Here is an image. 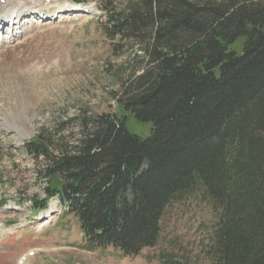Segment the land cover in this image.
Segmentation results:
<instances>
[{"label":"trees","instance_id":"obj_1","mask_svg":"<svg viewBox=\"0 0 264 264\" xmlns=\"http://www.w3.org/2000/svg\"><path fill=\"white\" fill-rule=\"evenodd\" d=\"M106 16L143 59L117 110L75 117L54 151L25 143L46 161L34 208L54 196L80 248L136 255L157 243L165 207L199 185L221 213L215 264H264V0H138ZM129 115L150 123L145 136Z\"/></svg>","mask_w":264,"mask_h":264},{"label":"rangeland","instance_id":"obj_2","mask_svg":"<svg viewBox=\"0 0 264 264\" xmlns=\"http://www.w3.org/2000/svg\"><path fill=\"white\" fill-rule=\"evenodd\" d=\"M137 1L0 0V264H215L221 213L199 185L165 207L157 243L136 255L82 250L78 222L54 198L42 210L29 202L44 196L46 161L25 143L47 140L54 151L75 135V117L117 110L144 54L133 38L105 30L106 12ZM128 119L130 132H149L150 123Z\"/></svg>","mask_w":264,"mask_h":264},{"label":"bare ground","instance_id":"obj_3","mask_svg":"<svg viewBox=\"0 0 264 264\" xmlns=\"http://www.w3.org/2000/svg\"><path fill=\"white\" fill-rule=\"evenodd\" d=\"M68 1V0H67ZM66 2V1H65ZM59 3V2H58ZM69 3V2H68ZM62 5V4H61ZM68 5V4H67ZM64 6V5H63ZM74 6V5H73ZM70 9H72V8H70ZM44 12H46V13H53V12H55V9H45L44 10ZM3 20H4V17L3 18H1L0 17V23L1 22H3ZM8 123V122H7ZM10 125V124H9ZM11 126V125H10ZM9 127V126H8Z\"/></svg>","mask_w":264,"mask_h":264}]
</instances>
